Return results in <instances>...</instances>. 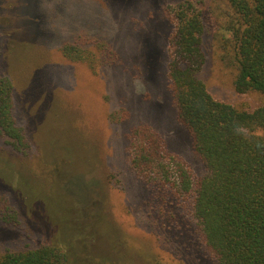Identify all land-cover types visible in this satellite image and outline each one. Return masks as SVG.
Returning a JSON list of instances; mask_svg holds the SVG:
<instances>
[{"label":"rangeland","instance_id":"obj_1","mask_svg":"<svg viewBox=\"0 0 264 264\" xmlns=\"http://www.w3.org/2000/svg\"><path fill=\"white\" fill-rule=\"evenodd\" d=\"M181 1L0 0V77L13 81L14 115L31 140L22 154L0 135V192L20 210L16 225L0 216L1 252L52 242L70 264H219L192 195L148 182L130 164L128 136L146 124L195 179L206 173L168 75L166 10ZM203 8L200 77L217 98L258 104L260 94L237 92L214 14ZM67 44L85 57L66 56Z\"/></svg>","mask_w":264,"mask_h":264},{"label":"trees","instance_id":"obj_2","mask_svg":"<svg viewBox=\"0 0 264 264\" xmlns=\"http://www.w3.org/2000/svg\"><path fill=\"white\" fill-rule=\"evenodd\" d=\"M204 3L219 27L214 39L222 60L236 69L237 92L260 94L258 104L217 98L200 77L203 41L209 34ZM166 11L174 22L168 72L172 96L178 120L189 130L206 173L195 179L146 124L134 127L128 136L130 164L148 182L192 195L201 239L219 264H264V0H184ZM65 46L64 54L71 59L85 57L74 45ZM14 89L8 76L0 77V135L15 152L25 154L31 140L14 115ZM0 193L6 197L0 198V216L11 215L4 221L16 225L19 207ZM0 264L70 261L64 247L41 242L0 251Z\"/></svg>","mask_w":264,"mask_h":264}]
</instances>
